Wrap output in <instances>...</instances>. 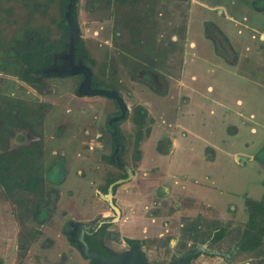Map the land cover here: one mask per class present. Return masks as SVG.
<instances>
[{
	"label": "flooded vegetation",
	"instance_id": "af4514ba",
	"mask_svg": "<svg viewBox=\"0 0 264 264\" xmlns=\"http://www.w3.org/2000/svg\"><path fill=\"white\" fill-rule=\"evenodd\" d=\"M70 1L63 0L65 12L74 5ZM197 2L191 7L186 0L159 2L173 20H179L178 23L151 18L140 3H136L132 19H122L116 34L120 36L126 32V37H131V53L124 51L123 46L116 49L119 53L115 56H120L117 65L121 67L118 66L114 75L119 74L121 85H131L130 90L121 91L107 84L111 80L107 83L95 80L90 67L92 58L79 40L80 28L73 11L79 34L72 50L65 42H46L40 38L37 48L40 51L27 54L29 64L36 60L38 67H28L18 82L20 88L14 86L9 94L14 101L9 102L7 109L0 108L5 114L4 124L13 128L18 126L21 133L14 138L20 144L14 148L21 158L19 170L14 169L16 165L13 163L17 160L12 159L13 156L6 154L0 161V187L6 185L0 195V249L7 251L5 257L0 255L1 264H100L96 259L82 255V246L104 257L136 250L148 264H153L148 254L160 249L169 252L166 264H206L218 256L231 258L234 253L240 258L239 264H264V178L261 179L264 177V163L257 159L264 153V121L259 123L258 120L261 115L249 113L247 119L252 122L243 130L248 133L249 140L244 142L242 152L218 153L217 148H212V154L206 157L208 161H204L203 142L199 148V160L204 167L193 171L180 162L184 156L180 152L191 149L189 144V148L184 145L190 140L191 133L178 134L185 126L186 113L182 109L191 103V98L186 95L187 103L174 104L176 102L171 98H165L170 96L171 83H163L160 89L154 85L158 77H167V73L183 80L190 64L189 51L193 52L196 44L191 26L194 17L202 13L200 9L215 12L217 17L242 27L245 34L250 31V23L253 24L250 18L256 19L255 14L263 21L258 13L264 14V0H255L247 12L232 7L228 14ZM186 3L188 20L179 14ZM251 13L254 14L250 17ZM204 18L198 19L199 29L211 55L215 56V52L214 46L211 45V49L207 43L210 40L218 46L220 43L228 45L236 62L244 59L243 63L247 64L252 61L250 57L256 56L255 59L259 60L257 71L252 72L255 68L250 66L233 67L232 70L238 72V77L263 89L261 94L264 95V49L257 50L256 43L258 36L262 41L261 36L252 37L253 48L249 43L240 52L232 37L221 29V24L211 19L205 22ZM64 19V29L69 37L66 16ZM155 21L163 25L155 28ZM166 21L173 30L172 35L168 33ZM208 26L217 31V34L213 32L211 39L206 33ZM187 40L192 49L186 50ZM62 54L67 56L66 62ZM127 58L134 62L135 69L126 76L121 72L124 68L121 60ZM37 69L40 72L34 75ZM85 70L89 72L88 87ZM67 75L81 78L78 86L73 88V94L68 92V86L42 84L45 78ZM254 76L259 78L258 83ZM4 83L0 82V85ZM5 89L6 86H0L3 100L8 99ZM18 89L23 93L16 96ZM96 90L112 91L120 102L106 96H90ZM149 94L162 99L160 104L159 100L152 101V96L148 100ZM236 99V105L243 104L240 98ZM169 102L176 106L174 119L170 122L173 104ZM151 120L163 124L162 136L159 128L151 130L146 124ZM127 122L130 127H124ZM235 125L230 129L234 133L227 131L226 143L234 137L240 141V125L237 122ZM199 136L198 132L194 134L196 138ZM230 170L237 177L231 181L238 186L227 192L220 185L227 182L225 179ZM17 172L18 176L15 175ZM253 177L256 186L250 184ZM204 189L215 191L212 198L218 201L210 215L204 213L203 201L208 195ZM132 199L142 216L139 231L146 228L140 239L125 236L119 227L124 211H128L124 204L131 203ZM236 199L241 200V205L229 202H237ZM235 215L237 217L233 218ZM51 230L64 238L66 256L59 261L57 258L55 262H44V251L57 244L49 236ZM186 236L191 239L186 241ZM115 244L119 249L114 248ZM223 250L226 252L221 253Z\"/></svg>",
	"mask_w": 264,
	"mask_h": 264
},
{
	"label": "rangeland",
	"instance_id": "374dc122",
	"mask_svg": "<svg viewBox=\"0 0 264 264\" xmlns=\"http://www.w3.org/2000/svg\"><path fill=\"white\" fill-rule=\"evenodd\" d=\"M160 1L161 0L70 1V3L73 2L74 4L72 6V11L75 12V21L78 23L80 28L79 40H81V44L86 47V49L90 53V57L92 58L91 62H93L90 64V67L93 72V76L95 80L98 81V83L99 81L101 83H107L111 80L110 83L108 82L107 84L114 85L121 91L130 90L131 85H121L118 81L120 79L119 74H114L115 70H117L118 66H120L117 65L118 60H120L117 58H120V56H115L116 53H119V51H116V49L120 46H123L124 51L131 53L129 41L131 37H126V32H122L124 34L121 33L122 35L120 36H117L116 33L119 32L118 28L121 25L122 19L130 20L134 17L135 8H137L136 3H140V5L144 7L145 14H148V16H150L151 18L154 17V19L156 20L163 18L168 19V21L171 20L174 21V23H178V19L173 20V16L167 14L165 10L161 8V5H159ZM186 1L190 4V7L197 2V0ZM199 1H201V3H203L204 6L207 7L222 5L228 10H231L232 7H239L240 11L241 9H246L247 12L250 10L249 3H251L253 0ZM199 1L197 3H199ZM188 3H186V7L182 9V12H179L180 16L187 20L189 19V17L187 16ZM63 4H65L63 0H0V82L4 83L5 81V83L1 84L0 86H6L5 90H7L6 93L8 94H5L6 98L8 97L7 100L2 99V96L4 95L3 93L0 94V108L2 107L3 109H7V105L9 104V102H12V100L14 101L13 96H9V94L13 89H15L14 86L20 88L18 82H20L23 76H25V72L28 71V67L30 66V68L32 69L38 67V62L36 60H32V63L29 64L27 54L40 51L37 50L40 38L46 42H65L68 48L70 46V49L72 50L71 37H67V30L64 29L66 26L64 17L66 16L67 12L64 11ZM245 5L248 6L245 7ZM210 9L214 10L213 8ZM200 10L202 11V13H198V15L194 17V22H192L191 26L192 38L196 42L195 48H190L192 44H189V40H187L186 42V50L192 49L193 52L189 51V57L187 58L189 59L190 64L186 72H184L183 80L181 78V80L179 81L180 76L178 75L167 73V77L163 75L162 77H158L159 79L157 78L156 80L158 82H155L154 84L157 85L160 89V87L162 88L163 83H171L172 88L170 96L168 98H165H171L172 101L176 102L174 104H178L177 102L187 103L188 98L185 97L186 95L191 98V103L186 105L182 109L184 113H186V118L183 120V124L186 127L182 126L183 128L179 129L178 134L186 135L191 133L190 140L184 144L187 147L189 144L191 149L188 151L180 152V154L184 155L180 162L183 165H186L187 167L193 169V171H197L204 167L203 165H201V161L199 160V148L203 142L204 143L202 147L204 148V151L206 153L203 156L204 161H208L206 157H210V155L212 154V148H217L218 153H223L224 151L235 152L239 150L242 152L244 142H247V140H249L248 133L246 131H243L248 129L249 123L252 122L247 119L249 113L255 112L256 115H261V117L258 119L259 123H262L264 121L261 120L264 119V95L261 94L263 89L252 85V83L241 77H238V72L235 73L232 70L234 69L233 67L241 69L243 67L250 66L255 68V70L253 69L252 72L257 71V69H259V60L255 59L256 56H252L250 57L252 61L247 64L243 63L244 59L237 60L236 62V56L234 57V55L231 54V50L228 45H226L225 43H220L221 46H218L214 43V41L212 42V40L207 41L210 48L211 45L212 47L214 46L213 50L215 52V56L211 55L207 44L205 43L206 40L204 39V41L201 36L202 34L201 30L199 29L198 19H200L201 16H205V22L214 20L221 24V29L224 30L225 33L227 32V34L232 37L231 39L234 40L235 46L240 52H242V48H245V46L249 45V43L252 48L254 47L255 42L254 39H252L253 34L248 31H246V33L244 34L245 30H243L242 27L236 24L233 25L225 21L223 18L221 19L217 17L216 13L213 11L204 9ZM246 12L243 15H245ZM254 16L256 19L250 18L253 25L256 27L258 26V28H264V22L261 21L260 18H257L256 15ZM168 21H166L165 25ZM57 24L59 25L57 26ZM161 25H163V23L155 21V28ZM62 28L64 30H62ZM167 30L169 35H172L173 30L170 29L169 26H167ZM213 32L217 34L216 29H214L212 26H208L206 28V33L208 34V37L210 39L212 38ZM255 35L257 37L259 34H254V36ZM219 36L222 37L223 35ZM218 39L221 38L218 37ZM256 43L257 50L264 49V42L260 41L259 36L256 39ZM125 46L128 47L125 48ZM176 49L180 50V47L176 46ZM64 56V62H66L65 59L67 56ZM121 62L124 67L123 71H121L123 75L127 76L135 69V64L130 58H127L126 60L123 59L121 60ZM39 72L40 69H37L34 75H37ZM253 79L256 83L259 82V78H255L254 76ZM80 80L81 78L79 75H67L65 77L59 78H45L42 84L49 87L52 86L51 84H53L61 88H63L64 86H68V92L71 94L73 92V88L75 86H78ZM15 92H17L16 96L23 93L21 89H18V91ZM73 93H75V91ZM183 94L185 95L182 96ZM149 95L150 96L147 97L148 100H151L152 96V101L159 100L158 104H160V100L162 99H157V97L151 94ZM28 97L31 98V95ZM236 98H240L243 104L236 105ZM94 99L102 101V99L100 98L95 97ZM161 102L163 103L165 101ZM169 104L172 105L173 102H169ZM174 104L172 107V116L170 115L169 122L174 119L173 114L176 110V106ZM243 105H245L246 108H241V106ZM156 109L158 108L156 107ZM222 115L224 117H222ZM188 116L190 117V119ZM4 118L5 114H3L0 110V161L2 162V158L6 154H8L10 157L13 156L11 158L17 160L15 163H13L14 165H16L14 169L18 171L19 160H21V158L19 151L15 152L14 148H17L20 144L17 139L14 138L16 136H19V134L21 133L18 129V126H15L13 128L10 125L4 124ZM235 122L239 123L240 125V141L236 140V138L234 137V140H236L235 144H233L234 140L226 143V141L228 140L227 137H229L227 131H229L230 134L234 133L230 132V129L235 128ZM146 124L151 128V130L152 128H159L160 136H162L161 134L164 126L159 122V120H156V122L155 120H151V122H147ZM127 126L130 127V122L124 124V127ZM167 129H170V132L173 133L171 131V128ZM197 132L200 133L201 136L196 138L194 137V134ZM198 140L202 141L200 142ZM207 154L209 156H207ZM233 155H236V153H233ZM0 169H2V164H0ZM10 174L12 175V173ZM15 175L18 176V172ZM263 178L264 177H261V179ZM236 179L237 177L233 173H231V170L228 171L225 179V181L227 182H225L224 184L221 183L220 188H223L224 186L227 192H229L230 189L236 190L238 185L232 183V181ZM250 184L252 186L257 185L254 177L250 180ZM5 187V184L0 187V195L4 193L3 189ZM250 197L252 198V195H250ZM245 199L247 200V198ZM241 200L239 202L238 200L237 202H230H234L235 204L238 203V205H241ZM239 216L240 220L242 215L240 214ZM236 217L237 215H235L233 218ZM190 239L191 238L189 236H186V241ZM108 244L111 245V243ZM58 248L62 253L64 247L60 244ZM114 248L119 249V246L115 244ZM6 253L7 251L5 252L3 251V249H0V255L4 256ZM15 254L19 255L18 253ZM65 254L66 253L64 251L63 255ZM148 255H150L148 259L151 263L166 264L169 252L160 249L150 252V254Z\"/></svg>",
	"mask_w": 264,
	"mask_h": 264
},
{
	"label": "crops",
	"instance_id": "0c3cea01",
	"mask_svg": "<svg viewBox=\"0 0 264 264\" xmlns=\"http://www.w3.org/2000/svg\"><path fill=\"white\" fill-rule=\"evenodd\" d=\"M254 2H255V0H253L249 4L254 5ZM215 8H217V9L219 8L220 10H223L226 14L229 13V10L222 5H214L213 9H215ZM252 14H254V13H251L250 15H252ZM259 15L260 16L262 15L261 18L264 22V14L258 13V16ZM229 18L234 19L235 17L229 16ZM248 32L253 34L252 37H254V34H259L261 36V40L264 42V28H258V26L256 27L250 23V31H248ZM203 191L208 193V195H206L207 197L203 201L204 206L206 208L204 210V213H207L208 215H210V212L213 210V207L217 205L216 202H218V201L215 197L212 198V195L215 193V191H213L211 189H204ZM221 192H223V191L221 190ZM230 201H233V200H229V202ZM124 205L128 211H126V210L124 211L125 214H124L122 222L119 226L121 229V232L127 237L140 239L142 237L143 232L146 231V228H144L142 231H139V227H138L139 223H143V222L141 220L142 216L139 213L138 205L135 204L134 199L131 200V203L128 202V203H125ZM51 231L52 232L49 234V236H51L56 241L57 244H56L55 248H51L47 251L46 250L44 251V256H45L44 262H48V261L49 262H55L57 260V258L59 261L62 258V256L63 257L66 256V254L63 255L64 251L66 250L65 245H64V243H65L64 239L61 237V235L57 234V231H55V230H51ZM60 244L64 247L62 253L60 252V250L58 248V246ZM224 252H226V250L221 251V253H224ZM58 253H61L60 254L61 257L60 256L56 257V255ZM239 259H240L239 257L237 258V254L234 253L231 256V258L228 255H224L223 257L218 256V257H215L212 260V262L210 261L206 264H239V262H238Z\"/></svg>",
	"mask_w": 264,
	"mask_h": 264
},
{
	"label": "water",
	"instance_id": "95a60500",
	"mask_svg": "<svg viewBox=\"0 0 264 264\" xmlns=\"http://www.w3.org/2000/svg\"><path fill=\"white\" fill-rule=\"evenodd\" d=\"M66 18L69 24V32H70L72 44H75L78 39L79 30L77 24L73 21L72 5H70V8L68 9ZM84 75L86 77V85H87L86 87H88L90 80L89 72L85 70ZM98 95L106 96L108 98H112L120 102V98L112 91L96 90L90 93V96H98ZM80 252L82 255L86 257L96 259L100 264H148L144 259V257L136 250L110 257H104L96 254L95 252H89L87 250V247L85 246L80 247Z\"/></svg>",
	"mask_w": 264,
	"mask_h": 264
},
{
	"label": "trees",
	"instance_id": "16d2710c",
	"mask_svg": "<svg viewBox=\"0 0 264 264\" xmlns=\"http://www.w3.org/2000/svg\"><path fill=\"white\" fill-rule=\"evenodd\" d=\"M257 159L264 163V153L261 154L260 156H258ZM256 244H258V241L256 242ZM0 264H1V262H0Z\"/></svg>",
	"mask_w": 264,
	"mask_h": 264
}]
</instances>
